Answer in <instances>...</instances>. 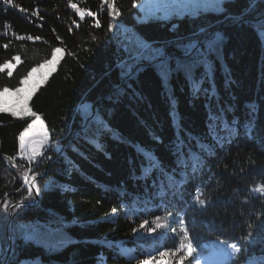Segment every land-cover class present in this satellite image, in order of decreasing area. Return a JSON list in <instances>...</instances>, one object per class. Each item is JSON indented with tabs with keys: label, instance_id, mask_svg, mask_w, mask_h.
Returning a JSON list of instances; mask_svg holds the SVG:
<instances>
[{
	"label": "trees",
	"instance_id": "1",
	"mask_svg": "<svg viewBox=\"0 0 264 264\" xmlns=\"http://www.w3.org/2000/svg\"><path fill=\"white\" fill-rule=\"evenodd\" d=\"M71 2L94 15L81 18L69 0H13L11 5L0 0V65L19 56L11 76L7 69L0 71V87L19 86L55 48L63 51L28 103L51 139L65 148L27 161L18 137L31 119L0 112V202L7 199L10 207L27 196L25 171L37 174L41 189L30 207L16 212L10 228L9 218L0 223L2 260L9 231L16 256L10 251L7 264H137L150 256L149 264H163L158 253L178 247V218L183 216L198 248L210 238L237 241L241 250L232 264H264V228L258 227L264 196L251 193L257 183L264 186V41L255 27L264 19V0H223V11L149 20L138 19L133 0H115L120 14L112 30L102 0ZM200 28L219 31L223 39L218 53L209 57L214 76L204 78L199 92H193L183 73H175L167 89L151 67L122 75L124 49L135 36L162 46ZM177 58H182L179 51ZM202 72L195 74L199 78ZM213 90L216 95H209ZM209 105L217 115L225 109L235 130L209 120ZM210 125L220 142L210 135ZM198 139L212 147L200 152L193 173L189 154L200 151ZM138 146L154 152L169 172L175 169L183 187L160 190L161 181L165 188L170 183L163 173L141 178L145 161ZM198 190L207 201L204 207L195 204ZM156 217L162 218V227L154 234L139 228L144 220L146 228L155 227ZM249 234L251 239L244 240ZM27 235L34 239L25 241ZM182 257L178 252L167 261ZM191 261L186 257L182 264Z\"/></svg>",
	"mask_w": 264,
	"mask_h": 264
},
{
	"label": "snow or ice",
	"instance_id": "2",
	"mask_svg": "<svg viewBox=\"0 0 264 264\" xmlns=\"http://www.w3.org/2000/svg\"><path fill=\"white\" fill-rule=\"evenodd\" d=\"M216 2L222 4L223 0H216ZM4 3L11 5L13 4V0H4ZM252 3L254 4L255 0H252ZM104 4L107 5L109 10V16L111 19L108 27L109 30H112L114 27H118L115 23V18L120 13L116 7L115 0H102V6ZM69 6L73 8L75 12L81 16V18L85 15H94L90 11L82 10L77 7V5L72 3L71 0H69ZM133 7L141 9L145 8L143 0H140V2H138V0H133ZM184 7L185 6L179 2L157 4L153 15H155V12H160L162 13V18L166 19L169 17L171 10H182ZM218 10L223 11L222 8H219ZM21 11L26 10L21 9ZM175 14L179 17V11H176ZM186 15L191 16L192 14L186 13ZM97 27H99V22H97ZM172 27L175 29L177 25L174 24ZM255 27L258 36L262 41H264V19H261ZM18 38L23 39V37ZM28 39H33V37H28ZM35 39L39 38L37 37ZM92 39L95 40V37L93 36ZM222 39L223 36L219 31L212 32L204 28H200L199 32H192L189 36L177 37L175 40L169 41L162 46H158L159 42L149 41L143 36H135L133 39L129 40L128 45L124 49L127 59L120 65L122 75L126 77H130L133 74L138 75L146 68L151 67L156 70V74L160 78L162 85L165 89H167L171 84L173 75L175 73H183L193 92L197 93L201 89L204 78L207 77L208 79H212L214 76V63L209 59V57L213 53H218V48ZM5 47H7V45H5ZM170 47H173L175 50L169 51ZM177 51L182 53V58H177ZM60 52V48H55L52 51L51 59L45 60L42 64L33 67L26 76L21 78L20 87H16L12 90V95L15 96V100L13 101L11 107L8 106L4 99L5 94L10 91L9 88L4 87L0 90V112H10L13 117H29L31 119V122L28 123L23 131L19 133L18 137L19 152L22 157L26 156L30 162L37 161L39 157L43 156L46 150H53L57 154L65 150L62 141H55L51 139L49 130L45 128L41 117L36 112L32 111L28 103L33 93L37 90V88H39L42 82L47 80L48 76L55 68L56 63L59 60V56L57 54ZM13 59L19 60V56H14ZM173 62L175 66H173ZM6 67H9V62H5V64L0 65V71H3ZM45 67H47V71L40 72V69ZM200 68H203V72L198 78L195 72ZM34 74H38L37 78L32 81L31 85H29V81L32 79ZM8 75L11 76L12 72L8 71ZM209 95L215 96L216 93L213 90L209 93ZM172 102L175 104L174 99ZM249 108L252 112L256 111V106L254 104L249 105ZM225 111V109H221V115L214 114L212 113L209 105V120L214 122L221 121L225 131H234L235 128L233 125L235 124V121L230 124L226 119V116L223 115ZM249 131H251V129H249ZM210 135H212L213 139L217 142H220L222 139L218 133L215 132L213 125H210ZM97 147H99V145H97ZM211 147L212 145L205 144L199 139L197 140V148L200 151H191L189 154V159L192 161L191 167L193 173H195L197 168L200 166V152H206ZM138 150L139 154L144 157L145 161L141 164V178L147 180L151 177L153 172L163 173L169 178L170 183L167 188H165V182L161 181L158 186L160 190L172 191L179 190L183 187V177L177 179L175 169L169 172L164 167L159 157L151 150L142 146H138ZM184 167H188L187 161L185 162ZM36 176L37 174L34 171H25L23 174L24 184L27 185V196L12 205V208L17 210V215L19 214V209H27L30 207L33 203L32 197L34 193L38 195L41 191L40 186L37 183ZM153 184L156 186L155 181H153ZM253 191L264 196V186H258L254 188ZM173 194H175V191ZM5 196H7V194H5ZM25 199L28 203H24ZM196 199L199 205H205L206 201L205 199L200 198L199 190ZM10 203L11 202L7 199L0 202V223H4L9 218ZM111 211L113 214H116L117 209L113 208ZM161 219V217H156L153 221L155 227L147 228L146 225L149 222L144 220L139 225V228L145 229L146 234L152 235L155 233L156 229L162 227L161 223H159ZM163 219L167 220L169 217H164ZM258 227L264 228V217L261 218V221L258 223ZM20 228L21 231H23V226H20ZM178 228L179 232L182 233L178 247L175 250L160 251L158 255L161 258L167 256L175 257L178 252H182L183 257L180 261H177V264H182L184 258L192 256H195L196 264H201L200 258L202 253L198 252V245H194L183 216L178 218ZM248 228L252 229L253 225L249 224ZM132 231L133 233H137V229L135 228ZM172 231L175 233L177 229L174 227L172 228ZM24 239L25 241H30L34 239V236L27 235ZM250 239L251 234L244 236V240L247 241ZM211 247L214 251H210L209 255L203 258V264H222V260L220 258H227L230 260L233 254L241 250L236 243H229L223 240L214 242ZM15 248L16 245L14 243H10L9 250L12 252L14 257L16 256ZM152 259L154 258L150 256L148 260L138 261L137 264H149V261ZM0 264H7V262L0 260Z\"/></svg>",
	"mask_w": 264,
	"mask_h": 264
},
{
	"label": "rangeland",
	"instance_id": "3",
	"mask_svg": "<svg viewBox=\"0 0 264 264\" xmlns=\"http://www.w3.org/2000/svg\"><path fill=\"white\" fill-rule=\"evenodd\" d=\"M138 2H140V0H138ZM176 2L181 3L185 7L182 10H175V9L174 10H171L168 18H170L172 16H177L175 14L176 11H179V16H183V15H186V13H191L192 15H194V14H196L197 12H199L201 10H215V11H218V9L221 8V4L218 3V2H216V0H143V3L145 5V8L141 9V8L136 7L137 10H138V16L137 17H138L139 20H149V19H157V18L158 19H165V18H162V13H160V12H155V15H153V12L155 11V6L157 4L176 3ZM168 18H166V19H168ZM57 48H59V47H57ZM62 52L63 51L61 49V52L57 54L59 56V58L61 57ZM8 62H9V67H6L4 69H7L8 71H12L13 68L18 63V60H15L14 59L13 62H11V61H8ZM44 71H47V67L40 69V72H44ZM37 75L38 74H34L33 75L32 79L29 81V85H31L32 81L37 78ZM17 87H20V85L17 86ZM25 87H28V86H25ZM3 88L4 87H0V90H2ZM15 88H9V90H10L9 93L5 94V97H4V99L7 102V104H8L9 107H11L13 101L15 100V96L12 95V90L15 89ZM44 126H45V124H44ZM23 158H25L28 161V159H27L26 156L23 157ZM258 186H262V185L260 183H257L254 187H252V189H251V193L252 194H255V195H258L259 194V193H256V192L253 191V189L256 188V187H258ZM200 196H201V192H200ZM11 238H12V236H11ZM213 243L214 242H210L209 244H207L208 247L205 248V249H207V254H205L204 256H201V258H200L201 264H203V258L205 256H208L210 251H214V249H212V247H211ZM237 246L239 247L238 244H237ZM0 251H1V247H0ZM180 253H182V252H180ZM5 254H6V252H5ZM236 254L237 253L233 254L232 257H234ZM168 258H169V256L164 257V258H161L159 256V259L161 260V262L163 264H177V261H175L173 263L170 262V261H167ZM220 259L222 260V264H224V262L226 260H228L227 258H220ZM0 260H2L1 254H0ZM191 264H196V258H195V256L193 257V260H192Z\"/></svg>",
	"mask_w": 264,
	"mask_h": 264
},
{
	"label": "water",
	"instance_id": "4",
	"mask_svg": "<svg viewBox=\"0 0 264 264\" xmlns=\"http://www.w3.org/2000/svg\"><path fill=\"white\" fill-rule=\"evenodd\" d=\"M35 197H36V199L38 198V195L37 194H35ZM12 206H10L9 207V211L11 212L12 211ZM16 211L17 210H15V212L12 214H10V216H9V221H8V226L10 227V224H11V222H12V220H13V217H14V214L16 213ZM7 237H8V246H7V249H6V257H5V259H4V261H8V257H9V254H10V250H9V247H10V243H11V235L10 234H8L7 235Z\"/></svg>",
	"mask_w": 264,
	"mask_h": 264
},
{
	"label": "bare ground",
	"instance_id": "5",
	"mask_svg": "<svg viewBox=\"0 0 264 264\" xmlns=\"http://www.w3.org/2000/svg\"><path fill=\"white\" fill-rule=\"evenodd\" d=\"M93 107H94V106H93ZM93 114H94V112H92V114L88 117L87 121H88L90 118H92ZM8 234H10L9 231H8ZM10 235H11V234H10ZM11 243H12V238H11ZM5 257H6V254H5Z\"/></svg>",
	"mask_w": 264,
	"mask_h": 264
}]
</instances>
